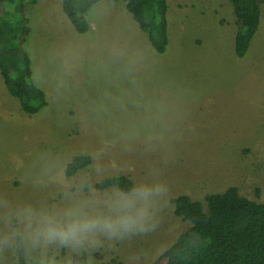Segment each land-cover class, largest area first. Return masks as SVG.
Here are the masks:
<instances>
[{
  "label": "rangeland",
  "instance_id": "rangeland-1",
  "mask_svg": "<svg viewBox=\"0 0 264 264\" xmlns=\"http://www.w3.org/2000/svg\"><path fill=\"white\" fill-rule=\"evenodd\" d=\"M15 6L0 3V16ZM158 54L123 0H101L79 34L62 0L29 5L35 84L48 107L28 115L0 73V264H151L191 224L173 200L237 187L264 203V5L247 55H235L230 0H168ZM89 156L74 177L67 165ZM128 176L131 194L98 190ZM48 228L75 232L46 239Z\"/></svg>",
  "mask_w": 264,
  "mask_h": 264
},
{
  "label": "trees",
  "instance_id": "trees-1",
  "mask_svg": "<svg viewBox=\"0 0 264 264\" xmlns=\"http://www.w3.org/2000/svg\"><path fill=\"white\" fill-rule=\"evenodd\" d=\"M39 0H0L15 6L0 16V73L10 94L23 112L36 115L48 107L45 92L33 79L30 54L25 49L30 34L29 5ZM101 0H62L64 14L75 31L92 30L89 14ZM128 12L147 34L154 51L164 54L169 46L168 0H123ZM234 8L237 32L235 55L244 58L261 24L264 0H230ZM93 160L78 156L66 168L74 177L89 168ZM98 190L116 189L131 194L135 185L130 177H107L96 185ZM200 201L187 195L173 200L175 215L191 226L151 264H264V203L243 197L237 187ZM18 264H28L25 248L18 242ZM85 255H74L73 264H88ZM114 264H126L114 260Z\"/></svg>",
  "mask_w": 264,
  "mask_h": 264
},
{
  "label": "clouds",
  "instance_id": "clouds-1",
  "mask_svg": "<svg viewBox=\"0 0 264 264\" xmlns=\"http://www.w3.org/2000/svg\"><path fill=\"white\" fill-rule=\"evenodd\" d=\"M74 232H75L74 228H69L67 231H58V230H55L53 228H48L47 230L42 232V235L46 239H52L55 237H60L62 239H66V238H68L69 235L74 234Z\"/></svg>",
  "mask_w": 264,
  "mask_h": 264
}]
</instances>
